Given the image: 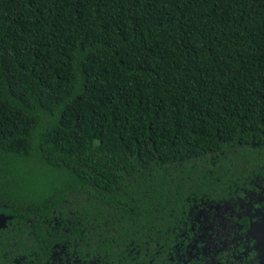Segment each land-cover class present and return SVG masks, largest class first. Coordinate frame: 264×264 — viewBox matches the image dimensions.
<instances>
[{
	"label": "trees",
	"instance_id": "trees-1",
	"mask_svg": "<svg viewBox=\"0 0 264 264\" xmlns=\"http://www.w3.org/2000/svg\"><path fill=\"white\" fill-rule=\"evenodd\" d=\"M263 176L264 0H0V264L164 260Z\"/></svg>",
	"mask_w": 264,
	"mask_h": 264
},
{
	"label": "flooded vegetation",
	"instance_id": "flooded-vegetation-1",
	"mask_svg": "<svg viewBox=\"0 0 264 264\" xmlns=\"http://www.w3.org/2000/svg\"><path fill=\"white\" fill-rule=\"evenodd\" d=\"M196 210L164 260L160 254L148 262L140 249H132L117 262L109 259L101 264H264V176L236 186L226 207ZM53 259L42 264H96L91 257Z\"/></svg>",
	"mask_w": 264,
	"mask_h": 264
}]
</instances>
